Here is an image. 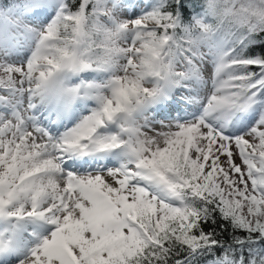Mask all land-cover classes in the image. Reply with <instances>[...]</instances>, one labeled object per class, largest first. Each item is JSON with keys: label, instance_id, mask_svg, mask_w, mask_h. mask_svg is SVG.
<instances>
[{"label": "snow or ice", "instance_id": "6c2138e0", "mask_svg": "<svg viewBox=\"0 0 264 264\" xmlns=\"http://www.w3.org/2000/svg\"><path fill=\"white\" fill-rule=\"evenodd\" d=\"M0 264H264V0H0Z\"/></svg>", "mask_w": 264, "mask_h": 264}, {"label": "rangeland", "instance_id": "374dc122", "mask_svg": "<svg viewBox=\"0 0 264 264\" xmlns=\"http://www.w3.org/2000/svg\"><path fill=\"white\" fill-rule=\"evenodd\" d=\"M237 163H239V161H237Z\"/></svg>", "mask_w": 264, "mask_h": 264}]
</instances>
